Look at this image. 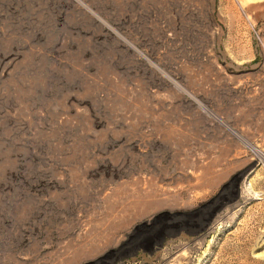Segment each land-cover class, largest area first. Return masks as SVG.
<instances>
[{
    "label": "rangeland",
    "instance_id": "1",
    "mask_svg": "<svg viewBox=\"0 0 264 264\" xmlns=\"http://www.w3.org/2000/svg\"><path fill=\"white\" fill-rule=\"evenodd\" d=\"M105 255L264 264V0H0V264Z\"/></svg>",
    "mask_w": 264,
    "mask_h": 264
},
{
    "label": "water",
    "instance_id": "2",
    "mask_svg": "<svg viewBox=\"0 0 264 264\" xmlns=\"http://www.w3.org/2000/svg\"><path fill=\"white\" fill-rule=\"evenodd\" d=\"M144 224H145V223H144ZM112 252H113V251H111L109 254H112ZM106 257H107V255H105V256L102 257V258H99V259L96 260V261H91V262H88V263H85V264H98L99 262L102 261L103 258H106Z\"/></svg>",
    "mask_w": 264,
    "mask_h": 264
}]
</instances>
